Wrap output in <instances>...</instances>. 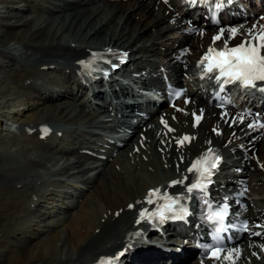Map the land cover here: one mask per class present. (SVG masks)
Returning a JSON list of instances; mask_svg holds the SVG:
<instances>
[{
  "label": "bare ground",
  "instance_id": "1",
  "mask_svg": "<svg viewBox=\"0 0 264 264\" xmlns=\"http://www.w3.org/2000/svg\"><path fill=\"white\" fill-rule=\"evenodd\" d=\"M57 1H62V4H53L56 8L54 12H66L71 19L70 24L82 29L86 40L100 39L99 36L103 35V44L99 46L129 49L135 63L151 61L160 51L155 42L162 49L174 43V40L168 37V32L173 26L168 22V15L163 12L157 0ZM94 1L98 3L83 7ZM30 7V4L22 7V4L16 5L15 1H7L2 6L3 9H0V47L3 48L0 49V116L6 112L2 111L6 103L9 106L6 113H10L11 119L19 124L18 133L10 138L8 133L0 132V170L15 174L16 171L20 173L24 169L30 174H38L40 181L34 188H29L27 183L22 182L16 185L19 187L16 189L14 185L17 183L13 181V187L9 186L12 190L0 189V264H53L64 258L66 259L62 264H73L71 261L77 259L72 258L73 252L82 250L86 247L85 244H88L87 258L78 263L87 264L96 255L110 252L115 246L113 238L124 235L132 214L123 207L127 202L139 197L148 186L160 180L157 177L154 179L149 172L159 167L156 159L161 164L164 162L166 165H173L177 161V154L181 153L170 149L161 157L156 153V139L153 138V131L149 129L146 131L147 137L150 138L146 142L149 147L132 154L134 166H138L132 170L124 162H129L130 158L120 153V150L113 157L107 152L106 155L111 157L109 161L79 153L82 148L92 147L93 142L84 138L91 136L88 129L62 131L70 138V148L60 147L55 141L57 137L55 138L54 133L38 140L37 132L23 131L24 126L35 128L41 121L55 120L71 124L87 123L85 127H92L89 125L92 117L85 111L80 95L78 97L77 93H72L70 85L50 86L52 79L46 78V72L54 71L70 77L75 68L76 57L83 56L89 45H82L86 40H68L74 43V46L69 43L61 44L62 33L58 31L63 25L57 23L54 30H51L52 25L49 27L37 18H28ZM109 18L111 20H107ZM113 28L115 30H112ZM52 42L58 43L65 53L53 50L51 60H47L43 54L37 55L36 50L35 53L30 52L31 48H34L31 44L43 45ZM20 49H25L22 53L25 58L37 55L34 58L35 64L22 66L19 57L23 56L16 55ZM61 58L63 59L60 61ZM150 63H143L140 69ZM70 99L75 101L70 102ZM197 132L203 133V127H199ZM137 138L138 135L135 134L129 142L133 144ZM197 143L198 138L187 150L196 148ZM151 150L152 154H155V160L153 157L148 158V161L141 160L139 155L149 156ZM127 152L129 151L125 154ZM259 152L264 154V146ZM118 154L120 158L117 157ZM260 157L264 160V155ZM140 162L149 173L137 164ZM255 175L257 180L262 179L260 172L256 171ZM162 176L164 177L163 173ZM165 179L166 177L163 180ZM78 181L86 188L74 190L73 184ZM47 187H51V191L47 192ZM42 195H54L57 199L48 197L49 202H46L40 200ZM61 198H66V201ZM118 208L122 210L114 217L112 212ZM95 229H98L97 233L94 232ZM97 234L104 237H94L91 240ZM143 252L144 249L139 252L141 257L145 255ZM260 263L251 261L246 264Z\"/></svg>",
  "mask_w": 264,
  "mask_h": 264
},
{
  "label": "snow or ice",
  "instance_id": "2",
  "mask_svg": "<svg viewBox=\"0 0 264 264\" xmlns=\"http://www.w3.org/2000/svg\"><path fill=\"white\" fill-rule=\"evenodd\" d=\"M189 3L195 5L197 3L206 4L210 9H212V0H188ZM232 0H220V2L215 3V10H219L224 6V3H231ZM224 29H221L220 34L213 37V42L221 39V36L224 33ZM232 35H235L238 31L236 28L229 30ZM248 39L241 41L235 47H228V41H224V47L221 49H215L210 47L208 52L201 58V61L198 62L203 67L204 74L216 73V80L223 83H240L244 87L258 88L259 91L264 92V26H260L257 31V26H253L252 29L248 32ZM95 55V54H94ZM84 63V62H81ZM86 67L89 65H85ZM195 120L198 122L200 116H197L193 113ZM243 119V117H241ZM258 126L264 128V123H257L256 125L249 124L248 127ZM47 131V130H45ZM189 137H183L181 140H178L177 143L181 144L184 141L189 140ZM219 161L218 156H213V150L211 148L204 154H202L197 160L193 161L191 166L188 168V172L195 171L199 174L201 179H206L211 175V169H214L217 166ZM201 179H198L196 183H192L187 187L189 193L193 192L194 189H203L205 185L201 182ZM183 183V181H171V184ZM160 194V189H150L146 201L149 204L154 202V198L158 197ZM160 199H163L165 203L158 205L156 210L152 213H147V210H141L139 213L140 219H150L151 217H156L160 221H163L169 217L166 213H174L176 209L173 205L179 203V197H171L167 192L163 193L162 196H159ZM129 207H133L129 205ZM181 212L185 210L183 207L180 208ZM227 213V206L220 208L218 210L211 212L207 219L209 221H216L221 226L225 215ZM140 221L137 220V223ZM222 228H216V231H221ZM258 235V234H257ZM264 248V245L261 246ZM212 256L215 257L219 249H213ZM226 259L228 257H225ZM100 264H116L115 259H101Z\"/></svg>",
  "mask_w": 264,
  "mask_h": 264
},
{
  "label": "rangeland",
  "instance_id": "3",
  "mask_svg": "<svg viewBox=\"0 0 264 264\" xmlns=\"http://www.w3.org/2000/svg\"><path fill=\"white\" fill-rule=\"evenodd\" d=\"M15 2H16V5H19V6H21V4H22V7L23 6H26V3H25V0L24 1H21V0H14ZM5 3H7V1H3V4H2V2L0 1V6H2V5H4ZM18 3V4H17ZM20 3V4H19ZM40 3L41 4H43L42 3V1H40ZM78 10H81V9H78ZM66 13V12H65ZM59 15H60V13H58ZM105 14H107V13H105ZM64 15V14H63ZM64 19L65 20H62L61 22H59L61 25H63L62 27H61V30H59L58 31V33H62V40H61V44H66V43H69L70 44V42L69 41H75V40H78V41H85L86 40V35H82V29H79L78 28V26H76V25H74V24H70V22H71V19H69V17L67 18V17H64ZM39 20V19H38ZM107 20H111V18H109V19H107ZM38 23H40V22H38ZM44 24H48L49 25V27L52 25L51 23H47V22H44ZM57 24H55V25H52L53 27L51 28V30L53 29L54 30V27L56 26ZM112 30H115V28H113ZM117 30H118V28H117ZM87 37H88V34H87ZM100 37V39H87L86 40V42H84L82 45L83 46H85V45H94V44H97V46H99V45H101V44H103V41L101 40V37H103V35H100L99 36ZM107 39H108V35L106 36V41H107ZM69 40V41H68ZM55 43V44H54ZM52 42V43H46V44H41V45H39V44H31L32 45V47H34V45L36 46V48L34 47V48H31V50H30V52L32 53V52H34L35 50L37 51V55L38 54H43L44 55V58H47V60H51V54H53L54 52H59V51H61V52H63V53H65L64 51H63V49H62V47L61 46H59V44L58 43H56V42ZM52 44H54V45H51ZM63 44V45H64ZM85 44V45H84ZM155 44L158 46V48L160 49V45H158V43L157 42H155ZM56 45V46H55ZM24 46H26V45H24ZM54 46V47H53ZM18 47V46H17ZM39 49H38V48ZM43 47V48H42ZM46 47V48H45ZM57 49H56V48ZM87 47H89V46H87ZM48 48H51V49H48ZM0 49H3L2 47H0ZM38 49V50H37ZM59 49H61V50H59ZM6 50H7V48H6ZM44 50H46L45 52H44ZM54 50V52H52ZM41 51V52H40ZM40 52V53H39ZM35 53V52H34ZM45 53V54H44ZM49 54V55H48ZM8 56L10 55V54H7ZM22 56H24V54H21ZM36 55V56H37ZM48 57H47V56ZM63 58H61L60 59V61L62 60ZM34 63H31L30 65H33V64H35V61H33ZM6 67V66H5ZM54 72H57L58 73V71H54ZM50 86H53V84H51ZM0 99H2V97H0ZM3 109H5V110H7L6 108H3ZM4 113V114H3ZM3 113H1V116L0 117H4V119L6 120V119H8V118H5V112H3ZM10 116V115H9ZM13 119V118H12ZM11 119V117L9 118V120H11V122L14 120H12ZM8 120V121H9ZM31 126H33V125H31ZM1 133L3 132V130H1L0 131ZM1 143V142H0ZM71 146L69 145V146H67V148H70ZM2 160V155H1V158H0V161ZM4 172V171H3ZM3 172H1L0 171V189H3V188H6V189H11L12 190V180L14 181V182H16L17 184H20V183H22V182H24L23 184H26L29 188H34L35 186H37V183H38V181H40V180H38L39 178H38V174L36 175V173H32V174H30V172H28V171H26V170H24V169H22V174H20V173H18L19 171H16L15 172V174H17V175H15L14 173L13 174H7V173H3ZM14 175V176H13ZM31 175H33V176H31ZM27 176H29V178H27ZM15 177V178H14ZM33 177H35V178H33ZM14 178V179H13ZM27 178V179H26ZM19 179V180H18ZM21 179H22V181H21ZM154 179H155V177H154ZM17 180V181H16ZM27 180H30V181H27ZM26 181V182H25ZM32 183V184H31ZM69 183V182H68ZM77 183V184H76ZM79 183H80V181H78V182H75L74 184H73V188H74V190H77V189H79V188H86V187H83V184H81V185H79ZM17 184H15V185H17ZM15 185H14V187H15ZM33 185V186H32ZM9 186H12V187H9ZM9 187V188H8ZM19 188V187H18ZM17 188V186H16V189H18ZM67 191H69V190H67ZM22 192V191H21ZM43 199V198H42ZM48 199V198H47ZM44 200V199H43ZM104 220V218H102L101 219V221H103ZM111 227V226H110ZM98 234H100V233H98ZM98 234L97 235H94L92 238H91V240L94 238V237H96V238H103L104 237V235H100V236H98ZM98 236V237H97ZM86 245V247H83L82 248V250H79L78 252H73V255H75V256H78V258L76 259V261L75 260H72L71 261V263H73V264H78L79 262H81V261H84L87 257H86V255L85 256H82L80 259H79V257H80V254H86V251L88 250V247H87V245L88 244H85ZM85 250V251H84ZM9 252L11 251V250H8ZM7 251V252H8ZM70 257V256H69ZM69 257H67V259L69 258ZM74 258H76V257H74ZM66 258H64L62 261H58V262H61V263H63V261L65 260ZM78 261V262H77ZM57 262V261H56ZM54 263V264H59V263ZM33 264V263H32Z\"/></svg>",
  "mask_w": 264,
  "mask_h": 264
}]
</instances>
